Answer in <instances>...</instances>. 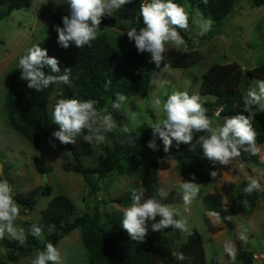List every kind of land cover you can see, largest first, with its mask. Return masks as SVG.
Listing matches in <instances>:
<instances>
[{
	"label": "rangeland",
	"instance_id": "obj_1",
	"mask_svg": "<svg viewBox=\"0 0 264 264\" xmlns=\"http://www.w3.org/2000/svg\"><path fill=\"white\" fill-rule=\"evenodd\" d=\"M181 5L190 13L198 9L187 1H183ZM125 6L110 17L117 19L118 24L101 23V32L107 34L114 45L136 49L134 41L129 40L127 31L132 27L139 30L143 27V19L137 15L138 11L135 15H123ZM68 10V4L63 0H32L30 6L15 9L11 13H8L6 6L0 7V179L8 180L16 201V196H26L46 185L51 187L50 195H37L38 202L33 210L20 204L21 215L15 221L18 227L24 228L27 220H40L48 203L60 194L69 196L75 203L72 219L85 213L95 214L98 210L103 226L114 227L122 221L124 209L130 206L120 204L117 199L132 189H143L141 173L145 168L144 164L125 158L122 164L127 170L110 171L99 181L97 191L92 192L78 171L71 150L62 148L55 141L53 147L49 143L50 138L44 136L38 139V143H32L10 123L6 101L10 80L18 68L19 58L28 48L38 44L52 31H56V26L59 25L58 15H64ZM213 22L212 30L203 37L196 35L198 29L191 24V20L189 29L185 32L189 36L186 51H200L204 57L202 61L186 69L175 67L163 71L161 66L153 74L148 95L128 98L119 110L110 106L109 111L117 127L106 134L105 143L86 142V130L76 138L75 145L85 165L96 166L105 158L106 148L123 141V123L135 133L143 125H149L150 121L154 122L158 118V114L150 106L151 98L158 96L166 99L173 91H188L193 87L196 94L214 101L215 96H203L200 93L201 76L210 66L237 62L247 70L264 62V5L256 6L249 0H238L233 12L220 24L214 20ZM144 54L151 58L149 53ZM256 79L259 78L245 84L243 91L246 92L248 87L253 86ZM59 89L60 85L56 84L55 92L46 102L50 113L57 100L62 98ZM250 110L254 112L258 108L252 106ZM162 117L161 112L159 118ZM221 118L220 114L211 118L214 127L220 124ZM258 149L259 158L264 162V143L259 145ZM170 156L172 159L167 160L158 170L162 188L168 193L167 198L162 199L163 202L172 203L179 209L182 216L178 218L186 219L191 231V235L181 234L176 229L165 231L164 236L170 247L176 249L182 242L188 241L193 233L198 232L206 253L205 264H243L237 259L233 262L223 252L226 240L235 245L236 252L239 246L252 251L255 254L254 264H264V192L259 191L256 206H250L252 210L249 214L242 213L230 217L234 229H230L220 216L207 215L209 211L204 201V197L209 193H216L224 205L229 204L231 197L243 199L247 195L244 187L249 176L255 177L264 186V165H247L239 157L232 165H217L218 175L215 180L198 183L199 176L195 174V182L200 184V194L186 207L177 184L183 180L191 181L193 173H187L181 168L174 152ZM5 237L11 238L7 234ZM41 239L44 241L43 232ZM3 241L4 239L0 240V263L30 264L35 252L22 257L5 248ZM57 247L61 252L60 264H84L90 261L80 228L64 237ZM185 261L187 264L193 262L190 257Z\"/></svg>",
	"mask_w": 264,
	"mask_h": 264
},
{
	"label": "trees",
	"instance_id": "obj_2",
	"mask_svg": "<svg viewBox=\"0 0 264 264\" xmlns=\"http://www.w3.org/2000/svg\"><path fill=\"white\" fill-rule=\"evenodd\" d=\"M183 1L189 2L193 7L202 11L205 17H210L220 24L233 12L238 0H174L180 5ZM249 1L256 6L264 5V0ZM143 2L147 3L151 0H131L126 5H132L139 12ZM31 3L32 0H0V7L6 6L8 13H11L15 9L26 8ZM68 14L69 10L64 15ZM64 15H58L61 27ZM102 23L117 25L118 21L115 18L105 17ZM38 44L47 49L50 57L58 59L62 71L65 68H71V83L59 84L62 98L95 99L99 102L97 107L106 106L109 109L115 100L116 93H122L128 99L135 95H148L151 90L152 77L157 69L156 65L150 62L151 58L144 53H139L137 49H126L112 44L105 33L101 32L92 42L91 47L78 48L73 44L64 48L58 43L57 31H52ZM203 58V54L198 50L177 52L170 48L165 55L164 62L169 63L170 68L186 69L202 61ZM161 66L164 67L163 64ZM43 71L46 74H52L48 67H45ZM20 76V70L17 68L9 84L6 106L11 125L32 143H38V139L44 136L52 138L62 148L71 150L77 169L92 192L97 191L99 181L110 171L115 169L126 171L127 167L122 164V160L127 158L131 162L144 164L145 168L141 173L142 186L144 197L150 198L162 188L158 170L168 160L166 157L173 152L178 157V162L184 171L199 176L198 183L217 178L214 179L210 175L211 171H217V165L209 161L204 156L202 147L195 143L199 135L204 133H195L192 144L177 146L173 141L170 153H165L162 141L157 140L158 151L148 147V142L152 139V129L149 125H143L138 132L132 133L131 140L128 134L122 132L123 141L106 148V156L102 161L96 166L85 165L75 144L64 145L52 137V133L59 130V126L54 123L46 102L55 92L57 83L38 93L34 89H29L26 81ZM255 78L264 79V62L247 70L237 62L217 63L210 66L202 74L200 84V93L203 96L216 97L214 101L202 98L208 110V116L213 118L219 107H222L221 117L234 116L243 112L245 96L243 87ZM109 81H111L110 84H108ZM106 84H108L107 88ZM188 92L190 95L196 94L193 87ZM243 114H251L254 117L253 126L258 132L257 146L263 144L264 112L259 110L251 112L249 108V113L244 112ZM240 158L247 165H264L258 153L252 155L250 152L242 151ZM39 193L43 196L50 195L51 187L46 185L26 196L20 195L16 198L19 204L33 210L38 202L36 197ZM258 198L259 191H254L243 199L231 197L229 204L224 205L216 193H209L204 197V201L209 212L218 213L224 223L230 229H234V223L230 217L242 213L249 214L252 210L250 206L254 208ZM245 200L247 204L244 203ZM117 202L125 206L130 205L131 192L119 197ZM75 208V203L69 196L65 194L54 196L42 211L40 220L26 221L24 227L26 241L23 246L15 239L6 237L3 246L13 253L26 257L39 250H44L48 242L57 246L64 237L80 228L83 231L84 244L90 254V261L84 264H187L185 260L175 259L172 256L173 252H183L186 258L190 257L193 260L191 264H205L206 262L204 245L198 232L193 233L188 241L182 242L176 249H173L164 236L165 231L172 229L154 232L150 228L152 222L149 221V232L146 239L138 243L131 240L123 229L122 221L114 227L106 228L101 223L98 210L95 214L85 213L72 219ZM34 224L42 229L44 241L41 236L32 235L30 229ZM236 253V259L242 261L243 264H254L255 254L252 251L239 246Z\"/></svg>",
	"mask_w": 264,
	"mask_h": 264
},
{
	"label": "clouds",
	"instance_id": "obj_3",
	"mask_svg": "<svg viewBox=\"0 0 264 264\" xmlns=\"http://www.w3.org/2000/svg\"><path fill=\"white\" fill-rule=\"evenodd\" d=\"M131 0H65L69 6V14L62 17L63 26H56L58 43L68 48L75 45L78 48L91 47L101 33V23L105 17H112L114 13L129 4ZM139 17L143 19V27H132L127 31L130 41H134L137 51L141 54L149 53L151 63L157 68L164 65L163 71L170 69L171 65L165 63V53L169 47L177 52L187 50L186 39L179 30L186 32L191 24L198 29V37L205 36L212 30L213 20L205 17L203 12L196 9L190 13L184 6L174 0H151L140 5ZM50 68L52 74H46L43 69ZM18 69L20 78L27 83L29 89L41 92L50 85L70 84L71 68H60V62L55 57H50L47 49L40 44H35L26 50L19 58ZM62 73V74H60ZM111 81L108 82L110 84ZM108 84L105 87H108ZM127 97L116 93L112 108L121 109ZM95 99L60 98L52 109V119L59 130L52 133V137L61 144H75L76 138L82 132L86 142L103 144L107 140V133L112 132L117 124L108 107H97ZM243 112L228 116L218 126H213V120L208 116L204 100L199 94H189L188 91H173L166 99L153 97L150 106L158 114V118L149 122L152 129V139L148 147L154 151L159 150L157 140L162 141L163 151L170 153L173 141L180 144H192L195 133L199 135L195 143L203 149L204 156L214 165H232L243 152L256 155L258 132L253 126L254 117L243 114L249 113V108L256 106L264 112V79H256L254 85L247 88L243 100ZM239 107V105H237ZM220 108V107H219ZM163 117L159 118V114ZM121 131L129 135L131 140L133 129L127 124ZM49 143L55 147L54 140ZM195 147V145H193ZM171 160V156L166 157ZM163 162V161H162ZM242 168L243 165H240ZM212 178H216L217 171H211ZM195 174L191 181L183 180L177 184L182 195L183 203L187 207L200 194V184L195 182ZM254 191L264 192V186L253 176L247 178L244 187L246 194ZM168 193L160 188L156 195L145 198L143 189L131 190V204L124 209L122 227L131 240L138 243L144 242L150 228L154 232L164 229H176L181 234L191 235L188 222L181 217L179 209L172 203H165L161 198H167ZM247 204V201L244 202ZM21 215V205L14 199L13 190L7 179H0V240L7 234L19 242L21 246L26 241L25 229L15 225ZM209 216H218L215 211L208 212ZM159 217V219H157ZM33 236L40 237L42 229L32 225L30 229ZM243 238V237H241ZM223 252L233 261H236V248L230 241L223 244ZM172 256L183 261L186 259L183 252H173ZM61 252L57 246L48 242L44 250L35 252L30 264H60Z\"/></svg>",
	"mask_w": 264,
	"mask_h": 264
},
{
	"label": "water",
	"instance_id": "obj_4",
	"mask_svg": "<svg viewBox=\"0 0 264 264\" xmlns=\"http://www.w3.org/2000/svg\"><path fill=\"white\" fill-rule=\"evenodd\" d=\"M124 11H125V13H128L130 15H135L138 10H137V8L133 7L132 5H126ZM178 31H180L181 35L186 39V41L189 39V36L183 30L178 29ZM225 118H226V116L221 118L222 123L224 122Z\"/></svg>",
	"mask_w": 264,
	"mask_h": 264
},
{
	"label": "built area",
	"instance_id": "obj_5",
	"mask_svg": "<svg viewBox=\"0 0 264 264\" xmlns=\"http://www.w3.org/2000/svg\"><path fill=\"white\" fill-rule=\"evenodd\" d=\"M221 110H222V107L218 108L216 111H215V114L219 115L221 113Z\"/></svg>",
	"mask_w": 264,
	"mask_h": 264
},
{
	"label": "crops",
	"instance_id": "obj_6",
	"mask_svg": "<svg viewBox=\"0 0 264 264\" xmlns=\"http://www.w3.org/2000/svg\"><path fill=\"white\" fill-rule=\"evenodd\" d=\"M244 68V67H243ZM244 69H246V68H244Z\"/></svg>",
	"mask_w": 264,
	"mask_h": 264
}]
</instances>
